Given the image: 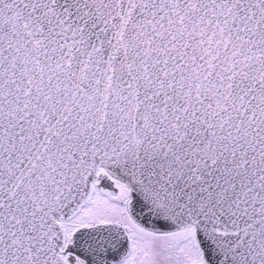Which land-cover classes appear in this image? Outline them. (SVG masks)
Returning a JSON list of instances; mask_svg holds the SVG:
<instances>
[{
	"label": "snow or ice",
	"instance_id": "6c2138e0",
	"mask_svg": "<svg viewBox=\"0 0 264 264\" xmlns=\"http://www.w3.org/2000/svg\"><path fill=\"white\" fill-rule=\"evenodd\" d=\"M0 264H264V0H0Z\"/></svg>",
	"mask_w": 264,
	"mask_h": 264
}]
</instances>
